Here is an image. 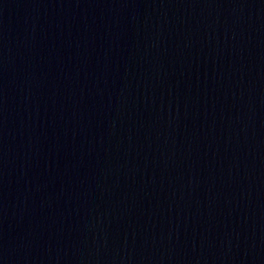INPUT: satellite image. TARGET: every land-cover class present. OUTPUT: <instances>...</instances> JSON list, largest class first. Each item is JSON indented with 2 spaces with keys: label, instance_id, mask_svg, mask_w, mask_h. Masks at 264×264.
Returning a JSON list of instances; mask_svg holds the SVG:
<instances>
[{
  "label": "water",
  "instance_id": "obj_1",
  "mask_svg": "<svg viewBox=\"0 0 264 264\" xmlns=\"http://www.w3.org/2000/svg\"><path fill=\"white\" fill-rule=\"evenodd\" d=\"M0 264H264V0H0Z\"/></svg>",
  "mask_w": 264,
  "mask_h": 264
}]
</instances>
